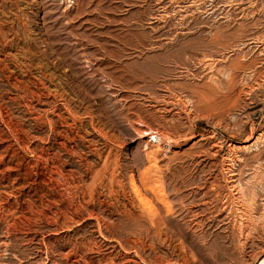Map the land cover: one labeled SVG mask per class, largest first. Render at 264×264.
<instances>
[{
    "label": "rangeland",
    "instance_id": "1",
    "mask_svg": "<svg viewBox=\"0 0 264 264\" xmlns=\"http://www.w3.org/2000/svg\"><path fill=\"white\" fill-rule=\"evenodd\" d=\"M263 260L264 0H0V264Z\"/></svg>",
    "mask_w": 264,
    "mask_h": 264
},
{
    "label": "bare ground",
    "instance_id": "2",
    "mask_svg": "<svg viewBox=\"0 0 264 264\" xmlns=\"http://www.w3.org/2000/svg\"><path fill=\"white\" fill-rule=\"evenodd\" d=\"M177 3H178V2H177ZM165 8H166V7H165ZM258 39H259V38H258ZM206 60H207V59H206ZM203 62H204V61H203ZM142 123H143V122L141 121V124H142ZM138 124H140V123H138ZM146 124H147V123H146ZM142 126H143V125H142ZM144 126H146V125L144 124ZM144 126H143V127H144ZM149 128H150V127H149ZM142 129H143V128H142ZM151 129H152V128H151ZM139 130H140V129H139ZM145 130H146V129H145ZM145 130H144V131H142V130L140 131V132H142V133H141V134H142L141 137L144 138L145 136H147V137H148V136H152L150 131L148 132L147 130H146V131H145ZM137 131H138V130H137ZM155 132H156V131H155ZM138 134H140V133H138ZM139 136H140V135H139ZM259 136H260V135H259ZM260 137H261V136H260ZM152 138H153V136H152ZM168 139H169V138H168ZM261 139H262V138H261ZM261 139H260V140H261ZM258 140H259V137L256 138V141H258ZM262 140H263V139H262ZM262 140H261V141H262ZM151 142H154V143H156V144H157L158 142L161 143V137L159 138V137L156 136V134H155V136H154V138L152 139ZM253 143H254V142H253ZM255 143H257V142H255ZM157 145H158V144H157ZM251 145H252V144H251ZM253 146H254V144H253L252 146H247V145H246V146L229 145L230 148H228V149H229V152H227V153L229 154V156H230V158L232 159V161H233V160L235 161V160H236V159H235V157H236L235 155H236L237 150H240V151H241L242 149H244V150H247V151H248V150H250V148L253 147ZM159 147H160V146H159ZM254 149H255V148H254ZM148 150H149V148H148ZM156 151H157V150H156ZM160 151H161V150H160ZM150 152H151V151H150ZM150 152H149V153H150ZM228 154H227V155H228ZM150 155H151V154H150ZM150 155H149V156H150ZM155 156H156V154H155ZM152 157H153V156H152ZM230 158H229V160H230ZM236 158H237V157H236ZM232 163H234V162H232ZM114 172H115V171H114ZM141 174H142V173H141ZM148 175H149V174H148ZM114 176H115V175H113L112 177H114ZM231 176H232V175H231ZM64 177H65V176H64ZM141 177H142V176H141ZM141 177H140V178H141ZM146 177H147V176H145V178H146ZM131 178H132V177H131ZM231 179H232V178H231ZM144 180H146V179H144ZM142 181H143V180H142ZM142 181L140 182V184L142 183ZM229 181H231V180H229ZM118 182H119V181H118ZM120 182H121V181H120ZM144 182H146V183L149 184V181H144ZM232 182H234V181H232ZM146 183H145V185H146V187H147V184H146ZM234 183H235V182H234ZM130 184H131V189H132V191L134 192L135 196H136L137 199L140 201V203H141L142 205H145V204L148 203V204L151 206V204H150L148 201H145V200H144V198H143L144 196H142V194H141L142 192L140 191V188H139V186L137 185V183L135 182L134 179H131ZM151 184H152V183H151ZM230 184H231V182H230ZM236 184H238V183H236ZM143 185H144V183H143ZM232 185H233V184H232ZM149 186H150V185H149ZM153 186H154V185H153ZM155 186H156V185H155ZM142 187H143V186H142ZM232 187H233V188H232V189H233V192L235 191V193H236V194H234V195H237L238 197H237V196H236V197H237L238 199L241 198L242 196H244V195H241V194H242V193H241V190L238 189V187H240V186L236 187V185H233ZM143 188H144V187H143ZM153 188H154V187H153ZM153 188H152V189H153ZM240 188H241V187H240ZM148 189H151V188L148 187L147 190H148ZM152 189H151V190H152ZM155 189H156V188L153 189V193H154V194L157 193V192L155 191ZM230 189H231V188H230ZM114 190H115V189H114ZM141 190H142V189H141ZM147 190H145V191H147ZM151 190H148V191H151ZM239 190H240V191H239ZM148 191H147V192H148ZM148 193L151 194V192H148ZM153 193H152V195H153ZM157 194H158V193H157ZM157 194H155V195L157 196ZM153 196H154V195H153ZM233 197H234V196H233ZM155 198H156V197H155ZM157 198H158V197H157ZM234 198H235V197H234ZM248 198H249V197H248ZM241 199H242V198H241ZM138 200H137V201H138ZM158 200H160V199H158ZM164 200H165V199H164ZM243 200H244V199H243ZM139 201H138V202H139ZM150 201H151V200H150ZM145 202H147V203H145ZM154 202H155V201H154ZM161 202L163 203L162 200H161ZM244 202H245V201H244ZM246 202H247V201H246ZM237 203H238V202H237ZM239 203H240V202H239ZM101 204H102V203H101ZM165 204H167V203H165ZM246 204H247V203H246ZM102 205H103V204H102ZM157 205H158V204H157ZM102 207H103V206H102ZM107 207H108V206H107ZM151 207H152V206H151ZM105 208H106V207H105ZM244 208H245V207H244ZM244 208H243V209H244ZM249 208H250V207H249ZM91 209H92V208H91ZM93 209H94V208H93ZM109 209H110V208H109ZM127 209H128V208H127ZM143 209H144V208H143ZM146 209H147V208H146ZM87 210H88V209H87ZM150 210H152V208H151ZM107 211H108V210H107ZM153 211H154V210H153ZM155 211H156V210H155ZM240 211H241V210H240ZM90 212H91V210H90ZM92 212H94V211H92ZM146 212H147V211H146ZM148 212H149V210H148ZM173 212H174V211H173ZM128 213H129V212H128ZM141 213L143 214V212H141ZM246 213H247V211H246ZM249 213H250V212H249ZM251 213H252V212H251ZM90 214H91V213H90ZM130 214H131V213H130ZM147 214H148V213H147ZM158 214H159V213H158ZM241 214H243V215H242V218H243V220H245V219H246V218H245V217H246V216H245V213L242 211ZM98 216H99V215H98ZM148 216H149V215H148ZM151 216H153V214L150 215L149 217H151ZM89 217H91V216L89 215ZM93 217H97V215H96V216L93 215ZM93 217H91V219H94ZM142 217H143V216H142ZM97 218H99V217H97ZM100 218H101V217H100ZM103 218H104V217H103ZM154 218H156V217H154ZM142 219H143V218H142ZM247 219H248V218H247ZM97 220H98V219H97ZM156 220H157V219H156ZM158 220H159V218H158ZM250 220H251V219H250ZM101 221H103V220L101 219ZM241 221H242V220H241ZM248 221H249V220H248ZM248 221H247V223H248ZM99 222H100V220H99ZM158 222H159V221H158ZM245 222H246V221H245ZM79 223H80V222H79ZM161 223H162V222H161ZM194 223H195V222H194ZM104 224H105V223H104ZM244 224H245V223H244ZM162 226H163V225H162ZM69 227H70V226H69ZM101 228H102V227H101ZM141 243H142V242H141ZM191 252H192V251H191ZM186 256H187V255H186ZM184 259H185V258H184ZM263 261H264V260H263ZM262 264H264V262H262Z\"/></svg>",
    "mask_w": 264,
    "mask_h": 264
}]
</instances>
